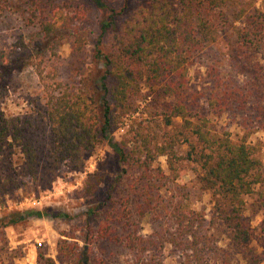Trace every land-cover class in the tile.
<instances>
[{
  "label": "trees",
  "instance_id": "obj_1",
  "mask_svg": "<svg viewBox=\"0 0 264 264\" xmlns=\"http://www.w3.org/2000/svg\"><path fill=\"white\" fill-rule=\"evenodd\" d=\"M89 1L105 16L101 21V37L114 34V42L105 53L97 50L95 58L104 70L92 77V89L87 93L69 92L46 72L48 56L56 54L62 41L71 43L73 53L84 52L92 37L90 31L81 28L88 19L87 11L72 1L28 0L38 33L32 45L22 42L18 53L34 70L42 88L52 134L50 170L58 171L65 165L81 169L85 156L106 142L119 163L118 179L131 171L134 172L131 175L142 174L132 184L133 193L141 195L144 202L138 207L139 218L127 222L129 229H133L122 240L127 248L137 255L154 249L157 243L138 234L136 223L165 211L171 226L163 244L181 251V264H263V242L245 215V198L259 194L264 206V193L258 191L264 187L261 158L264 142L252 139L255 134L264 133V107L259 102L249 103L253 88L244 92L241 87L214 77L207 101L211 112L221 116L237 108L251 111L255 116L253 122L241 123L242 136L237 135V140L231 132L219 135L214 132L211 120L200 112L201 98L191 90L190 70L195 55L213 45L225 28L232 27L229 19L233 17L241 23L234 31L238 47L253 63L256 79L264 89V8L249 10L239 0H154L150 9L137 10L120 28L119 14L110 5L115 0ZM101 43L100 40L98 46ZM8 59V55L0 56L2 62ZM147 88L164 103L159 116L167 127L171 128L176 119L182 120V138H160L148 126L139 127L136 138L125 148L113 139L112 130L118 119L135 113L136 104ZM31 134L28 120L21 116L9 117L0 107V159L5 168V178L0 177V190L5 195L25 191L40 182L38 154ZM178 146H188L203 171L201 180L215 202L216 223L228 240L225 247L211 244L210 236L204 231L205 216L190 207L186 194L179 191L178 196L168 199L159 196L166 183H173L179 177ZM162 157L167 158V172L160 166L154 167ZM93 178L95 175L85 181L84 190L95 196L101 180L91 183ZM109 199H112L111 192ZM159 202L164 211L157 210ZM98 209L99 206L88 208V214ZM30 216L57 219L64 215L47 208L4 212L0 216V264H16L23 258L21 250L9 246L5 229L19 225ZM98 235L103 240L109 237L106 229ZM93 243L94 238L90 236L84 239L83 247L67 238L60 240L58 251L62 264H90L87 247ZM37 260L39 264H57L43 253Z\"/></svg>",
  "mask_w": 264,
  "mask_h": 264
},
{
  "label": "rangeland",
  "instance_id": "obj_2",
  "mask_svg": "<svg viewBox=\"0 0 264 264\" xmlns=\"http://www.w3.org/2000/svg\"><path fill=\"white\" fill-rule=\"evenodd\" d=\"M80 3L87 11L88 19L81 28L92 33V37L81 54L72 52V45L62 41L56 49V54L49 55L46 63V72L55 77L57 83L69 92L83 90L89 93L92 89L91 79L96 73H101L104 66L95 58L97 50L109 51L114 42V34L101 37V21L104 14L97 10L89 0H66ZM154 0H115L110 5L119 14L118 26L121 28L133 14L141 9H150ZM249 6V10L264 8V0H239ZM176 10L180 7L176 3ZM0 56L8 55L7 61L0 60V107L10 116H21L31 123V139L37 149L39 163V184L30 186L27 190L5 195L0 190V216L4 212L35 210L44 208L64 216L54 219L48 216H30L17 226L5 229L9 246L23 252V258L16 264H39L38 255L43 253L62 264L58 245L60 240L67 238L69 242L83 241L89 236L94 243L87 247L90 264H181V251L163 240L168 228L171 226L165 211L159 212L155 217L137 222L138 234H143L148 240L157 243L154 249H148L140 255L122 243L133 229H129L127 222L139 218L138 207L143 204L144 198L133 193L132 184L142 174L130 172L118 179L120 173L116 154L106 142L99 145L91 154L85 156V165L78 169L73 165H65L58 171H51L49 160V147L52 139L51 126L45 113V101L42 88L37 75L29 68L18 53L22 42L32 45L36 39L38 28L35 20L31 18L28 0H0ZM238 6V4H237ZM232 27L225 28L218 40L208 49L198 52L190 70L191 90L199 93L201 98L200 112L205 114L212 122L213 130L219 135L231 132L237 140L241 135L240 125L243 122H253L251 111H239L237 108L228 110L223 115H217L208 107L211 88L214 86V77L223 82L241 87L242 91L249 92L253 88V98L250 104L259 102L264 107V89L256 79L254 65L240 51L234 35L240 22L229 19ZM102 43L98 46V42ZM215 72V74H214ZM113 81H110L112 85ZM151 90L144 91L143 98L136 104L135 113L118 119L112 130L113 139L126 148L130 140L136 138L139 127L148 126L153 135L160 138L168 136H181L182 120L176 119L170 128L164 124L162 114L164 103L154 95ZM147 95H150L148 97ZM261 139L264 142V133L259 132L253 136V141ZM195 142V139L192 138ZM176 153L178 160L179 177L173 183H166L161 191L162 197L178 196L177 192L186 194L190 207L205 216L207 221L204 231L210 236L212 245L225 247L228 244L223 229L216 223L217 213L215 202L210 192L202 184L203 171L194 161L188 146H178ZM264 163V156L261 157ZM3 159H0V177L5 178ZM160 166L168 171L167 158H160L154 167ZM264 173V169H263ZM95 175L91 183L101 180L99 192L94 196L84 190L85 181ZM133 176V177H132ZM137 176V177H135ZM264 193V187H259ZM109 192L112 199H109ZM158 196V197H159ZM48 197L43 201V207H34L33 200ZM146 198V197H145ZM159 199V200H161ZM245 215L250 218L257 237L264 247V206L261 204L259 194L245 198ZM99 209L88 214V208ZM108 230L109 237L103 240L98 232ZM88 236V237H87ZM41 244V246H40ZM264 264V262H263Z\"/></svg>",
  "mask_w": 264,
  "mask_h": 264
},
{
  "label": "built area",
  "instance_id": "obj_3",
  "mask_svg": "<svg viewBox=\"0 0 264 264\" xmlns=\"http://www.w3.org/2000/svg\"><path fill=\"white\" fill-rule=\"evenodd\" d=\"M48 197H42L40 199H36V200H33V206L34 207H40L42 208L43 207V201H45V199H47ZM41 246V244H40Z\"/></svg>",
  "mask_w": 264,
  "mask_h": 264
}]
</instances>
